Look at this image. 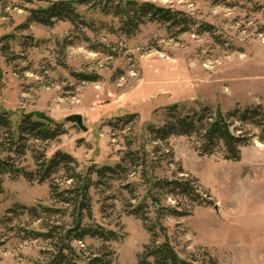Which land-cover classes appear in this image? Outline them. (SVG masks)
Wrapping results in <instances>:
<instances>
[{"label":"rangeland","instance_id":"374dc122","mask_svg":"<svg viewBox=\"0 0 264 264\" xmlns=\"http://www.w3.org/2000/svg\"><path fill=\"white\" fill-rule=\"evenodd\" d=\"M47 1L59 0H0V47L8 37V53L19 57L8 62L0 51V111L9 112L14 125L25 114H42L62 123L66 133L48 144L45 155L69 154L78 172L92 165L113 168L128 150L143 148L151 161V177L194 179L200 195L211 201L193 204L189 216L160 219L180 258L207 263L210 256L218 264H264V141L258 140L259 129L231 121V129L248 137L239 161L232 162L222 158L221 150L200 156L194 138L155 141L148 127H161L173 105L181 111L218 107L224 114L237 106L264 107V0H134L182 11L212 31L197 34L195 27L177 34L161 22L147 21L129 37L110 30H117V19L84 6L78 11L91 22V29L68 22L48 27L30 21L26 9ZM64 39L72 43L62 58ZM98 42L110 46L113 56L89 48ZM72 73L98 78L80 81ZM73 114L82 116L86 131L66 121ZM16 165L34 169L31 153L17 158ZM64 177L60 170L51 178L68 185ZM125 179L141 199L147 191L140 180L142 167L128 172ZM1 180L0 264H42L47 241L26 238L24 231H43L46 216L8 212L16 206L55 207L50 185L9 174ZM89 196L93 222L119 238L106 243L86 239L83 245H73L88 251L105 246L113 252V264H136L151 236L139 219L125 213L123 202L129 195L112 180L91 186ZM160 204L182 207L188 202L168 195ZM149 209L154 220V207ZM69 220L56 216L54 221ZM162 240L160 235L157 241Z\"/></svg>","mask_w":264,"mask_h":264},{"label":"trees","instance_id":"16d2710c","mask_svg":"<svg viewBox=\"0 0 264 264\" xmlns=\"http://www.w3.org/2000/svg\"><path fill=\"white\" fill-rule=\"evenodd\" d=\"M79 6L97 11L103 16L117 19V30L114 33L131 36L138 27L147 21H157L165 24L168 30L177 34L188 33L194 29L195 33H209L212 27L205 23L197 24L189 15L182 11L172 10L154 5L149 2L139 3L134 0H59L47 1L46 5L26 9L29 20L42 26L51 27L57 22H68L76 28H92L78 11ZM24 28V26H22ZM85 37V36H84ZM3 38L0 51L8 62L19 59L18 56L8 53L9 47ZM87 38V37H85ZM60 55L71 40L60 42ZM59 43V44H60ZM94 52H101L113 56L110 46L96 43L89 47ZM64 66V63H60ZM80 81L93 82L97 76L91 73H72ZM10 113L0 111V194H2V180L4 174L11 178L23 177L29 182H48L50 196L55 207L27 208L16 206L8 213L29 212L46 216L47 223L43 231H24L25 237L43 239L47 241L48 248L44 251L42 264H113V252L105 246L98 250H89L84 246L77 249L73 244L83 245L86 239L102 243L117 241L119 235L112 230L104 229L95 224L92 218L90 187L93 185H106L109 181H119L121 189L129 195L123 202L126 214L139 219L151 236L150 244L146 245L139 255L136 264H218L216 260L207 257V263H199L195 259L185 260L178 256L169 243L165 228L161 226L160 219L169 215L172 217H186L190 215L193 204H211L209 198L202 197L197 189L194 179L173 178L157 179L149 174L151 161L143 148L137 151L128 150L115 167L97 168L94 165L86 168L85 172H78L77 162L67 153L56 151L53 156L46 158L45 152L48 144L58 141L66 133L62 123L56 122L42 114H25L17 124H12ZM133 115L128 119H132ZM121 120V119H120ZM118 120V121H120ZM128 121V120H127ZM241 126L252 125L259 129L258 140L264 141V107L237 106L228 113L220 108L214 110L203 107L194 111H181L177 105L167 109L165 122L161 127L149 131L155 141L165 142L169 137L194 138V149L200 156H212L221 150L222 158L226 161L237 162L240 159V149L248 143L246 132L240 129H231L232 122ZM240 131V132H238ZM238 132V133H237ZM131 142L127 143V147ZM31 153L34 169L27 170L16 165V159ZM142 167V183L147 185L145 195L138 199L135 195V186L125 179L128 172ZM60 170L65 173L64 181L68 185L56 183L51 178ZM96 176V182L90 176ZM181 197L188 205L180 207H163L161 198L165 196ZM149 201L147 202V200ZM154 207L155 219L149 217L150 209ZM39 209V211H37ZM39 212V213H37ZM56 216L67 217L69 222L57 223ZM53 218V221H51ZM51 222V223H50ZM163 240L158 242L160 235ZM41 264V263H40Z\"/></svg>","mask_w":264,"mask_h":264},{"label":"water","instance_id":"95a60500","mask_svg":"<svg viewBox=\"0 0 264 264\" xmlns=\"http://www.w3.org/2000/svg\"><path fill=\"white\" fill-rule=\"evenodd\" d=\"M66 121L70 122L72 124H75L76 126H78L82 131H86V127L83 124V119L82 116L80 114H73L70 115L68 117H66ZM216 209V205L214 206Z\"/></svg>","mask_w":264,"mask_h":264}]
</instances>
